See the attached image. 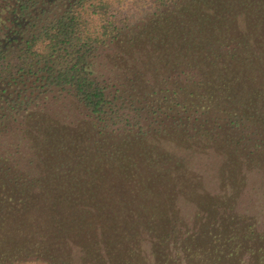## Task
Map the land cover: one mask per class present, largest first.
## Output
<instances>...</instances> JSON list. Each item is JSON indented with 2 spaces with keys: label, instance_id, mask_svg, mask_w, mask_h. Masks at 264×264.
<instances>
[{
  "label": "trees",
  "instance_id": "trees-1",
  "mask_svg": "<svg viewBox=\"0 0 264 264\" xmlns=\"http://www.w3.org/2000/svg\"><path fill=\"white\" fill-rule=\"evenodd\" d=\"M146 1L0 56V264H264V0Z\"/></svg>",
  "mask_w": 264,
  "mask_h": 264
},
{
  "label": "flooded vegetation",
  "instance_id": "flooded-vegetation-1",
  "mask_svg": "<svg viewBox=\"0 0 264 264\" xmlns=\"http://www.w3.org/2000/svg\"><path fill=\"white\" fill-rule=\"evenodd\" d=\"M95 1L0 0V56L4 68L8 58H3L2 55L11 53L12 57L18 55L15 57L17 59L27 54L28 41L34 36L61 18L82 13L86 6L91 7ZM59 53H61L60 47L53 54ZM62 53L66 54L65 51Z\"/></svg>",
  "mask_w": 264,
  "mask_h": 264
},
{
  "label": "rangeland",
  "instance_id": "rangeland-1",
  "mask_svg": "<svg viewBox=\"0 0 264 264\" xmlns=\"http://www.w3.org/2000/svg\"><path fill=\"white\" fill-rule=\"evenodd\" d=\"M102 2V7L100 6L99 9H97L94 13V7H90V6H86L85 9L82 10V21H85V25H84V36L85 37H91V38H96V37H101L102 36V14L104 13V7H108V14H110V19H121L124 18L125 16L128 19V25L131 27L138 19H140L141 17L144 16V13H146V11L151 12L153 9L149 8L150 2L146 1L144 4H140L139 2H137V0H96L94 3L98 4ZM109 8H110V12H109ZM112 9V11H111ZM109 38V37H108ZM8 60L12 59L13 62L17 63V59L15 57H17L18 55H11L8 54ZM23 57V56H22ZM20 58L19 56V65L21 66V60L23 58ZM30 64H34L32 68L33 71H38L39 69H41L43 67V64L35 62V58H31V56H28ZM27 61V60H25ZM22 62H24V60H22ZM7 64H11L10 61ZM11 66V65H10ZM9 66V68H11ZM20 83V82H19ZM19 87L22 89V94H26V92L30 89V88H26V84L22 82L20 83ZM30 87V86H27ZM28 93V92H27ZM28 264H38L36 262H30ZM39 264H41L39 262Z\"/></svg>",
  "mask_w": 264,
  "mask_h": 264
}]
</instances>
